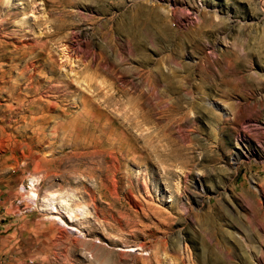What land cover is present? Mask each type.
I'll use <instances>...</instances> for the list:
<instances>
[{
	"label": "rangeland",
	"instance_id": "1",
	"mask_svg": "<svg viewBox=\"0 0 264 264\" xmlns=\"http://www.w3.org/2000/svg\"><path fill=\"white\" fill-rule=\"evenodd\" d=\"M0 264H264V0H0Z\"/></svg>",
	"mask_w": 264,
	"mask_h": 264
},
{
	"label": "bare ground",
	"instance_id": "2",
	"mask_svg": "<svg viewBox=\"0 0 264 264\" xmlns=\"http://www.w3.org/2000/svg\"><path fill=\"white\" fill-rule=\"evenodd\" d=\"M140 35H141V34H140ZM148 37H149V36H148ZM68 63H69V62H68ZM33 181H34V180H33ZM34 182H35V181H34ZM34 186H35V185H34ZM32 193L35 194L33 190H32ZM49 200H50V199H49ZM49 202H50V201H49ZM52 202H53V201H52ZM51 204H52V203H51ZM52 205H53V204H52ZM54 206H55V205H54ZM64 206H65V205H64ZM50 207H51V206H50ZM52 217H53V216H52ZM56 217H57V216H56ZM72 217H73V215L70 217L71 220H72ZM67 218H68V217H67ZM67 218L61 221V222L63 223L64 227H65V228H63V229L60 227V228L63 230V232H64V231H68V230H66V229H69V228H70V229H73L70 225H68V223H70V222H69L70 220H68ZM59 221H60V220H59ZM74 224H75V223H74ZM73 227H74V226H73ZM77 229H78V228H77ZM73 230H76V229H73ZM70 231H71V230H70ZM77 231H78V230H77ZM61 232H62V231H61ZM78 235H79V234H78ZM81 235H82V234H81ZM65 237H66V236H65ZM79 237H80V236H79ZM84 239H85V238H84ZM76 241H78V240H76Z\"/></svg>",
	"mask_w": 264,
	"mask_h": 264
}]
</instances>
